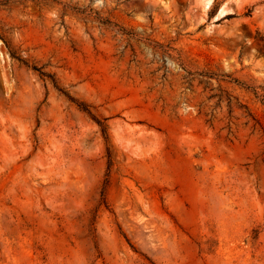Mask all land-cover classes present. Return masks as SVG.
Instances as JSON below:
<instances>
[{
	"label": "rangeland",
	"instance_id": "rangeland-1",
	"mask_svg": "<svg viewBox=\"0 0 264 264\" xmlns=\"http://www.w3.org/2000/svg\"><path fill=\"white\" fill-rule=\"evenodd\" d=\"M208 2L0 0V264H264V0Z\"/></svg>",
	"mask_w": 264,
	"mask_h": 264
},
{
	"label": "trees",
	"instance_id": "trees-1",
	"mask_svg": "<svg viewBox=\"0 0 264 264\" xmlns=\"http://www.w3.org/2000/svg\"><path fill=\"white\" fill-rule=\"evenodd\" d=\"M10 54H11L12 57L18 58L20 61L24 62V59H23L22 57H20L19 55H17V54H16L14 51H12L11 49H10ZM33 68H34L35 70H38L42 76H49V75H47L44 71H40V69H39L38 67L33 66ZM201 75H203V74H201ZM56 86H58V85L56 84ZM65 94H66L70 99L74 100V98H73L69 93H65ZM78 104H79L80 108H82L83 110H85V111H87V112L90 113V109L87 107V105H84L83 103H78ZM99 122H100V121H99ZM100 124H101V126H102V128H103L104 133H106V130H105L104 125H103L102 123H100Z\"/></svg>",
	"mask_w": 264,
	"mask_h": 264
},
{
	"label": "bare ground",
	"instance_id": "bare-ground-1",
	"mask_svg": "<svg viewBox=\"0 0 264 264\" xmlns=\"http://www.w3.org/2000/svg\"><path fill=\"white\" fill-rule=\"evenodd\" d=\"M208 1H209L208 3L211 4V1H212V0H208ZM208 3H207V4H208ZM209 6H210V5H209ZM209 6H208V7H209Z\"/></svg>",
	"mask_w": 264,
	"mask_h": 264
}]
</instances>
